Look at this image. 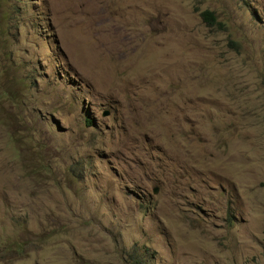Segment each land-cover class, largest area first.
<instances>
[{
	"label": "rangeland",
	"instance_id": "obj_1",
	"mask_svg": "<svg viewBox=\"0 0 264 264\" xmlns=\"http://www.w3.org/2000/svg\"><path fill=\"white\" fill-rule=\"evenodd\" d=\"M263 232L264 0H0V264H264Z\"/></svg>",
	"mask_w": 264,
	"mask_h": 264
},
{
	"label": "trees",
	"instance_id": "obj_2",
	"mask_svg": "<svg viewBox=\"0 0 264 264\" xmlns=\"http://www.w3.org/2000/svg\"><path fill=\"white\" fill-rule=\"evenodd\" d=\"M200 17L208 24H212L214 22L212 14L208 11L202 12L200 14ZM137 252L138 251L135 248H132L130 253L128 254L130 264H146V258H150L151 255L148 254V251L146 249H143V257L141 253L139 254Z\"/></svg>",
	"mask_w": 264,
	"mask_h": 264
},
{
	"label": "water",
	"instance_id": "obj_3",
	"mask_svg": "<svg viewBox=\"0 0 264 264\" xmlns=\"http://www.w3.org/2000/svg\"><path fill=\"white\" fill-rule=\"evenodd\" d=\"M106 114H103V116H105ZM152 193H155V190L152 191Z\"/></svg>",
	"mask_w": 264,
	"mask_h": 264
}]
</instances>
